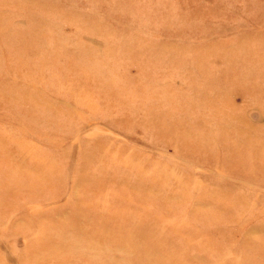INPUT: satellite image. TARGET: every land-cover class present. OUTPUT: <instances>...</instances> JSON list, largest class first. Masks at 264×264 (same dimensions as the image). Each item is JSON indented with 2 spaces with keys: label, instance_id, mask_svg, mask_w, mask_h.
Masks as SVG:
<instances>
[{
  "label": "rangeland",
  "instance_id": "obj_1",
  "mask_svg": "<svg viewBox=\"0 0 264 264\" xmlns=\"http://www.w3.org/2000/svg\"><path fill=\"white\" fill-rule=\"evenodd\" d=\"M0 264H264V0H0Z\"/></svg>",
  "mask_w": 264,
  "mask_h": 264
}]
</instances>
